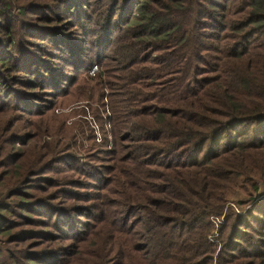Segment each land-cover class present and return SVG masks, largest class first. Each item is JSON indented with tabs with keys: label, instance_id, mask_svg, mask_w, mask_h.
I'll list each match as a JSON object with an SVG mask.
<instances>
[{
	"label": "trees",
	"instance_id": "trees-1",
	"mask_svg": "<svg viewBox=\"0 0 264 264\" xmlns=\"http://www.w3.org/2000/svg\"><path fill=\"white\" fill-rule=\"evenodd\" d=\"M0 264H264V0H0Z\"/></svg>",
	"mask_w": 264,
	"mask_h": 264
},
{
	"label": "built area",
	"instance_id": "built-area-1",
	"mask_svg": "<svg viewBox=\"0 0 264 264\" xmlns=\"http://www.w3.org/2000/svg\"><path fill=\"white\" fill-rule=\"evenodd\" d=\"M97 72V68L96 67H93L90 71V74L91 76H94ZM220 220H215L214 222H219ZM220 223V222H219Z\"/></svg>",
	"mask_w": 264,
	"mask_h": 264
},
{
	"label": "rangeland",
	"instance_id": "rangeland-1",
	"mask_svg": "<svg viewBox=\"0 0 264 264\" xmlns=\"http://www.w3.org/2000/svg\"><path fill=\"white\" fill-rule=\"evenodd\" d=\"M97 73H98V71L96 72V74H97ZM89 74H90V73H89ZM96 74H95V75H96ZM95 75H94V76H95ZM90 76H91V74H90ZM94 76H91V77H94ZM84 104H86V103H84ZM107 117H109L108 112H107ZM219 222H220V221H219ZM219 222H217V223L219 224Z\"/></svg>",
	"mask_w": 264,
	"mask_h": 264
}]
</instances>
